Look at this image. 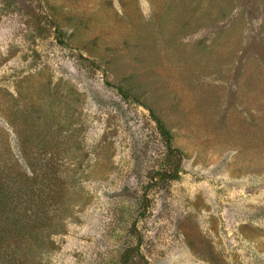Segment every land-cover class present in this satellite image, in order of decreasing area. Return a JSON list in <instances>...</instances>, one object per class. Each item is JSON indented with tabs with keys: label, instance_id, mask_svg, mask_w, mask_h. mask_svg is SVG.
I'll return each mask as SVG.
<instances>
[{
	"label": "rangeland",
	"instance_id": "obj_1",
	"mask_svg": "<svg viewBox=\"0 0 264 264\" xmlns=\"http://www.w3.org/2000/svg\"><path fill=\"white\" fill-rule=\"evenodd\" d=\"M0 264H264V0H0Z\"/></svg>",
	"mask_w": 264,
	"mask_h": 264
},
{
	"label": "trees",
	"instance_id": "obj_2",
	"mask_svg": "<svg viewBox=\"0 0 264 264\" xmlns=\"http://www.w3.org/2000/svg\"><path fill=\"white\" fill-rule=\"evenodd\" d=\"M122 95L124 97H129V95L125 92H122ZM154 120L156 121V124H157V129L162 137V139L164 140L165 144H166V147H167V154H169L170 157H173L175 156L174 154H179L180 155V152L174 150L172 147H171V134L170 132L168 131V129L165 127V125L163 124V122L161 121V119L157 116H155L154 114ZM173 152V153H172ZM167 174V172H166ZM25 213V216H19V219L20 220H24L26 219V215H27V212H23Z\"/></svg>",
	"mask_w": 264,
	"mask_h": 264
}]
</instances>
